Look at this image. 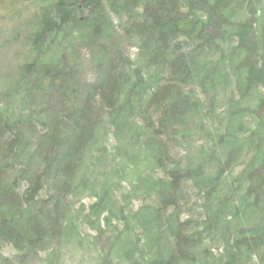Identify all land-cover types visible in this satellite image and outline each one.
Instances as JSON below:
<instances>
[{
    "label": "rangeland",
    "instance_id": "374dc122",
    "mask_svg": "<svg viewBox=\"0 0 264 264\" xmlns=\"http://www.w3.org/2000/svg\"><path fill=\"white\" fill-rule=\"evenodd\" d=\"M60 1L75 21L34 44L42 12ZM102 1L100 13L83 0H0V125L21 133L1 150L0 188L28 186L44 164L40 131L97 102L78 170L43 178L46 208L31 205L23 218L0 205L6 223L37 221L45 234L25 244L0 231V264H166L183 239L174 264H264V0H184L197 26L164 40L146 17L153 0ZM159 65L175 85L163 136L147 127L164 118L150 101ZM109 73L120 82L113 107L98 94ZM67 130L53 155L61 165L75 137Z\"/></svg>",
    "mask_w": 264,
    "mask_h": 264
},
{
    "label": "trees",
    "instance_id": "16d2710c",
    "mask_svg": "<svg viewBox=\"0 0 264 264\" xmlns=\"http://www.w3.org/2000/svg\"><path fill=\"white\" fill-rule=\"evenodd\" d=\"M102 0H83V6L88 9H92L95 12H103L104 4ZM185 5L184 0H153V3L149 5V10L146 12V17L148 16L152 24L155 26L157 35H161L163 37H170L172 39H178L180 35L191 28V30L197 26L196 20L192 21L187 18L185 13L183 12V8ZM209 11V9H208ZM224 13L216 17V21L214 23L213 34H211L212 39L217 38L220 34L222 24L227 20V17H224ZM74 10L71 5L66 3V1H60L54 4L48 10H44L39 18L38 28L34 34V44L40 45L46 41V38L53 34H58L63 32L66 27L74 22ZM209 23V21H208ZM208 23L202 22L199 26V33H204L206 31V27ZM186 27V28H185ZM243 33H248L247 27L242 28ZM164 38V39H165ZM163 39V40H164ZM158 51H155V58H157ZM182 56H178L176 59H172V62H175V67L171 66V60L169 59V68H171V72L178 73L179 68L182 66V62L185 61L181 59ZM177 61V63H176ZM164 66H157V71H160V74L154 78L157 82L156 91L153 93L150 101L156 111L159 110V113L164 115L159 120V125L157 126L155 123L151 122L152 119H149V124L147 127H152L151 125H155L152 127L157 135H162L165 133L166 125L165 122L171 121L173 119V115L169 114L170 111L168 109V102L171 101L175 85H173L172 80L165 77L166 71L163 69ZM27 71L31 69V65H27L25 67ZM158 73V72H157ZM48 74V72H46ZM139 74V80L145 81L146 76L143 74ZM118 76L114 73H109V77L107 81L101 84L98 87L101 98V102L109 107H113L115 102L117 101L116 96L119 95V87L120 82L117 79ZM150 78H153L152 75ZM167 80V81H166ZM97 102L95 99H88L84 101L82 107L78 108L77 114L71 113L73 116L71 124L67 125L66 119L67 114L62 117H59L53 123L49 124L45 130H41V138L45 141L46 144L43 143L41 147L38 149V158L44 162V164L36 165L35 173H31V180L28 186L20 188L18 191L13 188H0V205L5 202L10 205H17L18 208L21 209V215L23 218L27 216V211L31 205L41 206L42 201L41 195L44 189L43 178L49 176V170H55L57 174L64 176V174L68 177L75 174L78 170V161L80 156L84 152L87 143L96 133L95 125L96 119L94 118V109L95 104ZM173 104V103H172ZM174 105V104H173ZM67 112H71L70 110ZM178 118V117H177ZM72 127V128H71ZM70 128L75 133V137L73 138L71 147H70V156L68 161L64 164H60L58 162V154L57 157H54L59 151L62 140L64 137V132H69L67 129ZM17 130V129H16ZM9 131V135L5 133ZM14 128H10L7 124H4V127L0 125V157H2L1 150L2 148H13L15 144L18 143L19 137L21 133H13ZM13 133L12 138L10 134ZM59 164V165H58ZM264 171H259L258 175L261 178H264ZM64 173V174H63ZM70 175V176H69ZM4 176V172L0 171V182H2V178ZM43 208H46V203L42 204ZM257 212L264 215V210L256 209ZM49 212V209L45 210ZM0 231L7 233L9 236H13L16 242L25 243V244H34V243H42L44 239V230L40 222L35 221L34 224L30 227H17L6 223L4 217L0 215ZM178 238V237H177ZM34 241V242H33ZM179 241V240H178ZM186 247L184 243V239L181 243L177 242L176 245V254L173 255L166 261V264H174L181 255L183 254V248ZM187 257V259H186ZM185 260H193L194 257L190 254L186 255Z\"/></svg>",
    "mask_w": 264,
    "mask_h": 264
}]
</instances>
